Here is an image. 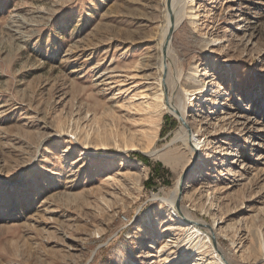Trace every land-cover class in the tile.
Wrapping results in <instances>:
<instances>
[{"label":"rangeland","instance_id":"rangeland-1","mask_svg":"<svg viewBox=\"0 0 264 264\" xmlns=\"http://www.w3.org/2000/svg\"><path fill=\"white\" fill-rule=\"evenodd\" d=\"M168 3L0 0V264H216L177 186L232 264H264V0H194L172 31L194 157L161 105Z\"/></svg>","mask_w":264,"mask_h":264},{"label":"bare ground","instance_id":"bare-ground-1","mask_svg":"<svg viewBox=\"0 0 264 264\" xmlns=\"http://www.w3.org/2000/svg\"><path fill=\"white\" fill-rule=\"evenodd\" d=\"M194 0H169L168 7H166V26L163 31L160 43V53L161 59L159 61L160 65L159 69L161 71V77L165 80V83L170 88L171 96L168 97L167 103H162L161 105L167 108L173 115H175L179 121L180 126L177 132L176 138H181L186 143L187 147L191 149L192 157H194L195 153L202 148L203 141L201 140L200 133H199V125L196 126L195 129L192 131H188L186 128V118H187V108L191 100V92L189 89L186 88H177L178 81L180 80V76L182 75V68H176V59L177 57L173 55L174 48H173V36L172 31L176 30L180 27L183 23H185L186 19L189 17L191 18L190 21L194 27H197V15L195 11V7L193 6ZM169 16V20L167 19ZM174 32V31H173ZM211 40L208 41V43ZM159 47V46H158ZM162 49L165 50V53H162ZM175 65V66H174ZM174 67L176 72H174ZM165 71V77H163L162 72ZM199 69L197 66L192 68L191 77L194 80H198L199 78ZM167 77V78H166ZM162 81V80H161ZM180 82V81H179ZM205 87L204 84H201L199 92H203V88ZM195 90V89H194ZM169 91V92H170ZM162 95L156 94V98L160 99ZM212 107L210 108V114H216L217 107H220L221 101L216 97L212 101ZM213 119V117L211 118ZM225 119V118H224ZM133 146V144H132ZM211 182V181H210ZM191 185L186 183L184 189L185 191L189 189ZM179 188L178 186L176 189L169 195L162 197L163 202L167 203L168 206L175 212L179 219L180 227L183 228L185 231V242L189 245V249H194L198 247L207 248V251L212 254V260L216 264H232L227 253L222 249L220 245V233H217L214 230L215 224L211 227L206 226V224L193 216V214L182 204H179L181 199L179 198ZM212 192L209 193L211 195ZM157 195V194H156ZM154 195V196H156ZM206 226V227H205ZM216 239L214 244L213 239ZM168 240L166 245H164V249L169 247ZM156 241H152V245L154 246ZM264 245V242H262ZM163 251V250H162ZM167 250L162 254L164 258L161 259L168 264L170 262L171 256L174 252L166 253ZM161 255V256H162ZM188 256L187 253H181L179 256L178 263H182L186 257Z\"/></svg>","mask_w":264,"mask_h":264},{"label":"water","instance_id":"water-1","mask_svg":"<svg viewBox=\"0 0 264 264\" xmlns=\"http://www.w3.org/2000/svg\"><path fill=\"white\" fill-rule=\"evenodd\" d=\"M188 170V169H187Z\"/></svg>","mask_w":264,"mask_h":264}]
</instances>
